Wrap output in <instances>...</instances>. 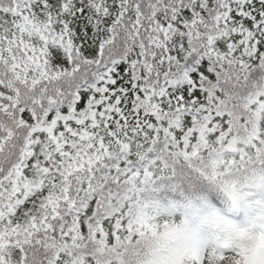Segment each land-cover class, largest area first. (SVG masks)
Masks as SVG:
<instances>
[{"label": "snow or ice", "instance_id": "obj_1", "mask_svg": "<svg viewBox=\"0 0 264 264\" xmlns=\"http://www.w3.org/2000/svg\"><path fill=\"white\" fill-rule=\"evenodd\" d=\"M0 264H264V0H0Z\"/></svg>", "mask_w": 264, "mask_h": 264}]
</instances>
